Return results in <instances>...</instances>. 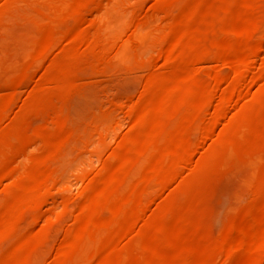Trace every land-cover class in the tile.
Segmentation results:
<instances>
[{
  "label": "rangeland",
  "instance_id": "374dc122",
  "mask_svg": "<svg viewBox=\"0 0 264 264\" xmlns=\"http://www.w3.org/2000/svg\"><path fill=\"white\" fill-rule=\"evenodd\" d=\"M27 1L0 0V25L4 26L3 30L0 31V42H2L0 44V48H2V50L0 49V62H3L0 63V77L3 80L1 81L0 78V82L3 84H0V99L8 93L5 92L11 84L10 82L20 77L28 67L30 71L32 70L30 74L28 73L30 71H27L26 75L29 76L23 77L22 85L19 86L9 108L2 115L0 140L6 135L14 138L18 131L16 123H31L33 119L34 123H31V125L36 128L40 126L52 128L51 121L46 122L40 119L37 121L38 119L34 118L35 113H43L44 110H46L45 114L48 110L49 115L56 112L61 113L64 116L62 117V123L63 125L67 124L68 127H65L60 136H57V132L53 131V138L58 137V139L54 138L52 140L51 137L45 145L34 142L25 158H21L23 161L19 160L20 163H17V166H21V168L18 167L19 174L17 173L13 179L9 180L10 183L8 180L0 183V229L2 228L1 231H4L6 228L2 236L0 234V264H17L16 260L21 256L23 257V264H57V248L62 240L66 238L67 235L65 234L71 228V225L83 226L89 224L90 221L87 222L86 220H90L89 216L86 215L89 209L92 208L90 210L95 211L97 207L99 212L103 213L104 207H106L105 203L104 207L99 208L96 202L93 203L94 205L91 203V206H88L86 203L87 194L89 193L88 186L96 185L100 196L108 197L109 204L107 206L109 207L113 203L112 201H116V199L128 193L129 190L125 191L129 189L130 184L133 185L134 180H136L134 181L135 184L141 179L138 177L142 175L143 179L149 174L151 167L148 162L157 153L156 151L166 150L164 148H170L171 144L182 143L190 136L193 141H198L200 136L198 127L209 121L211 116L207 114L211 115L214 103L213 101L210 102L211 104L208 103V106L206 105L205 109L203 108V111L200 114L198 113L197 118L199 119L194 121V123H197H192L189 130L182 134L179 130L187 126L188 122L192 120L191 113H188V111H192L194 108L191 107H196L201 101L205 100L209 93L210 96L212 94V97L217 95L216 98H218V95L225 94V87L230 80L229 77H233V70L221 61L203 60L198 61L197 65L196 63L192 65H195L196 67H194L197 70L193 72L194 67L187 66L190 61L189 57L192 54L198 51H209L212 47H218L222 50L238 47V45L240 47L241 41L238 42V38L234 37L245 35L246 31H251L250 28L257 27L256 37L258 39L260 37L262 42L260 50L255 54L252 52L239 53L232 60L238 62L241 56H244V59L242 57L239 61L244 62L245 59L248 61L251 57L248 61V68L250 69H248L247 75L250 73L252 75L262 65L261 63L264 62L262 61L264 56V0H257L253 4L252 0H248L251 1V9L247 0H222L224 6L217 5L215 10L209 12L201 10L200 14H183L180 12L182 7L190 3V0H165L160 6H155V3L159 0H105L104 6L102 5L99 10H95L96 12H90L91 15L86 12L87 14H84L85 18L82 20L81 25L79 24L80 30L84 34L87 33L85 34L87 38L91 35V39L88 38L89 41H87L88 45L86 42V44L80 42L68 46L67 35L71 31L72 27L70 28L69 25L72 26V20L70 19V22L67 18L65 21L68 20L67 22L70 24L68 25L66 22L67 25H65L63 22L65 30L60 41L50 52L43 56L44 58L42 57L43 59L41 58L42 60L39 59L38 63L31 57L42 40L46 24L43 20V11L32 10V12L27 8ZM255 6L260 8L261 11L260 17L258 16L259 18L256 19L259 24L256 22L257 24L252 23L253 26H250L252 19L258 15L255 14ZM34 12L37 15H33ZM14 15H17V17L12 18ZM21 18L22 20H20ZM247 18L251 21H247ZM26 22L27 24L31 22L30 26L24 25ZM20 23L23 26H20ZM9 24L11 26L14 24L13 27H17L13 29L14 32L13 27ZM32 24L35 25L34 28ZM16 29H22L20 31L21 35L19 34L20 38H18L19 31ZM2 37H4L5 43L1 41ZM5 38L11 39L12 42L9 43L10 40L7 42ZM172 39L179 40V47L177 46V51L172 52V60L167 63L162 54ZM27 40L28 42H26ZM2 44L5 46L3 47ZM24 44L28 49L25 48ZM11 46H15L14 49L18 47L19 50L25 48V51H29L28 55L25 54L26 52L23 53V49L17 53L18 50L12 49ZM5 47L10 51H6ZM13 52L15 55L12 54ZM251 53L252 55H250ZM2 55L4 56L2 57ZM1 59H4L6 63ZM29 59L33 61L31 62ZM66 61L71 64V69L69 72L63 73L62 69L66 66ZM33 62L37 64L34 66ZM183 65L185 66L182 69ZM186 66L188 69L190 68L188 72L185 70L187 69ZM17 68L18 70H15ZM179 68L185 70L186 73L182 70L183 73H180V70H177ZM12 71L14 72L11 73ZM16 71L17 73H15ZM197 72L198 74H195ZM179 73L183 75L181 76ZM193 73L196 76L199 75L197 83L192 80ZM2 74L5 76L8 74V77ZM45 74L57 76L52 88L36 85ZM82 74L84 76H81ZM9 76H11L10 79ZM211 76H219L223 80L210 91L207 88H210V82L213 78ZM188 77L191 78V83ZM207 79L209 82H207ZM5 80L7 83H5ZM77 80L81 82H76ZM185 80L188 81H186L187 84ZM58 81L61 82L58 83ZM178 81L180 82L176 85H185L187 86L186 89L173 88ZM156 84L160 86L157 88ZM153 85L155 86L150 89V86ZM245 86L243 84L240 96L234 98L232 104L225 110L224 116L215 125L212 132L214 134L211 135V133L202 142L200 140L197 154L195 153L193 157V166L194 164L195 166L175 176L165 189L151 199L144 209L133 214V222L134 226L137 227L138 234L135 235L130 232L122 239L121 242H125V244H121L118 249V251L121 250L118 252V256L121 253L125 257L124 259L129 260L123 262L129 264H156L157 262V264H161L162 259L164 262L162 264H168L173 258V261L177 264H220L219 259H214L215 251L219 247L218 240L225 238L228 235L227 232H230V230L232 232L237 227L236 225H238L243 212L248 211L250 208L254 210L261 204L260 200L255 197V191L264 182V104H262L264 101V76ZM171 87L174 91L167 93V90ZM2 88H4V91ZM161 88H167L166 94L161 92L159 93L160 98L158 95L155 98L158 97L162 103V95L166 98L164 104L169 111H167V120L165 124L155 127L148 134L149 125L145 120H152V117L158 119L162 115L163 109H158L156 105L154 107L148 106L146 104L147 99L150 100L155 95H153V92ZM153 89L155 90L152 91ZM35 90L40 94L35 95ZM205 90L206 92H203ZM177 91H180V93L176 94ZM252 94L257 98L254 105H250L251 103L248 100L252 97ZM175 104L176 107H174ZM237 108L239 109L237 110ZM185 111L186 113H184ZM203 112H207L204 117ZM236 112H239L237 117L236 115L232 117L231 114L234 115ZM205 115L208 118H206L207 121ZM184 116L189 118L186 119ZM135 118H138V121L140 119V121H136V123ZM223 127L226 128L225 135L219 137L216 130ZM238 127L243 130L245 140L231 147L229 134ZM211 136H214V139ZM134 142L137 146L142 144L145 149L144 152L140 153V156L128 152L135 145ZM255 142L259 145L255 146ZM126 153H128L126 160L131 162L132 173L129 167L124 172L117 173L113 169V166L116 165L113 164H117L120 157L126 155ZM142 154L147 155L146 160ZM117 156L119 157L115 162ZM148 157H151V159H148ZM131 160H136V162ZM138 160L141 162L140 165ZM40 162H47L46 166L50 170L53 169L51 171L54 172L53 175L58 176V180H56L50 173L54 182H57L50 186L44 195H41V190L45 185L46 177L41 174H30L29 170ZM138 168L139 170H137ZM108 172L120 173L117 175V184L114 183L116 186L113 184L108 185V183H106L108 186L103 185L106 187L101 186V178L109 175ZM126 172H129L127 173L129 175ZM84 205L90 208H85ZM81 209H84V211H80ZM8 210L9 212H7ZM30 210L36 211L31 212ZM107 211V208H105L104 213H108ZM36 212L40 213L39 220H34L35 223H31L29 220L32 219L33 221V215ZM82 212L86 214L83 216ZM79 213L81 214L79 215ZM106 213L102 216L106 217ZM44 214L47 218H43ZM181 217L183 220L180 219ZM185 217L186 219H184ZM5 219L7 224H5ZM92 219V223L97 222L94 216ZM104 228L106 229V227ZM102 231L104 229L100 233ZM108 233H110V230L107 232L105 230L101 233L100 236L102 237L100 238L105 239ZM73 236L71 238L67 236L69 242L71 240L73 243L75 240H72ZM131 241L136 243L134 250L131 249ZM15 242H18V244ZM91 242L90 239L89 243L88 239L83 242L85 251L89 248L88 246H90L89 250H92V252L89 250L86 252L87 256L94 255V258L91 257L94 260L90 259L89 264H92V262L95 264L98 262L97 259L100 258L103 260V264H113L111 259L107 260L112 263L107 262L106 258L102 257H106L108 250L106 248L102 250V247L98 245L101 251L99 256V251H97L99 249L96 245L94 246L95 242ZM245 242L254 243L255 250L247 258L241 259V250L239 248L235 249L232 252V260L229 264H264V241L261 239V232L257 229H251ZM19 245L24 246L19 249ZM171 247L176 248V250L172 248L173 251H171ZM10 250L15 253L10 252ZM93 250L98 253L93 252ZM95 253L98 255L95 256ZM74 258L70 255L66 257L69 262H66L65 258L61 261L58 260L59 262H66L61 264H72L71 262L74 263L76 260ZM9 260H12V262ZM8 261L10 263H7Z\"/></svg>",
  "mask_w": 264,
  "mask_h": 264
},
{
  "label": "bare ground",
  "instance_id": "6f19581e",
  "mask_svg": "<svg viewBox=\"0 0 264 264\" xmlns=\"http://www.w3.org/2000/svg\"><path fill=\"white\" fill-rule=\"evenodd\" d=\"M104 1L105 0H28L27 1V8L29 9V10H42L43 11V20H44V22H45V24H46V28H45V31L43 32V35H42V40H41V42H40V44L38 45V47H36L37 49H36V51L35 52H33L34 54H32V57H31V59L33 58L36 62L39 60V59H41L44 55H46L48 52H50L51 51V49L53 48V47H55L56 45H57V43L60 41V39H61V37H62V34H63V32H64V30H65V28H64V25H63V22H64V24L68 21H65V19H71L72 20V22H71V20H70V22H71V25L72 26H70L69 24L70 23H68V25H69V27L71 28V31L69 32V35H67V37H68V46H72V45H75V44H78V43H80V42H86L87 43V41H89L88 40V38H90L91 37V35H90V37H86V35L85 34H87V33H83L82 32V30H80L81 28H79V24L81 25V22H82V20L85 18L84 17V14L86 13V12H88L90 15H91V13H94V12H96L95 10H99V8L103 5L104 6ZM164 1L165 0H159L158 2H156L155 3V6H160V4L161 3H164ZM257 0H252V4H253V2L255 3ZM247 2H249V7H250V9L252 8V5L250 4L251 3V1H248L247 0ZM16 3V2H15ZM18 3H20V2H18ZM23 3V2H22ZM247 4V3H246ZM19 5V4H18ZM24 5V4H23ZM224 6L225 4H224V1H222V0H190V3H188V5H185L184 7H182V10L180 11L181 13H183V14H185V13H192V14H200V12H201V10H206L207 12H209L210 10H215L216 9V6ZM247 5V6H248ZM20 6V5H19ZM19 6H17V7H19ZM154 6V7H155ZM16 7V8H17ZM254 7V6H253ZM256 7V6H255ZM14 9V8H13ZM28 9H27V11H28ZM103 9V8H102ZM101 9V10H102ZM101 10H100V12H101ZM253 10V9H252ZM94 11V12H93ZM255 14L257 15L254 19H252V21L250 20V19H248L247 18V21L249 20V21H251L250 22V26H253L252 25V23L255 25V24H257L256 22H258V21H256V19H257V17L259 16L260 17V8H258V7H256L255 8ZM253 11V12H254ZM33 12V11H32ZM91 12V13H90ZM99 12V13H100ZM14 13V12H13ZM25 13H27V12H25ZM35 13V12H34ZM33 13V15H37V13H35L34 14ZM28 14H29V12H28ZM87 14V13H86ZM96 14V13H95ZM203 14V13H202ZM254 14V13H253ZM262 14V13H261ZM27 15V14H26ZM92 16H93V14H92ZM91 16V17H92ZM255 16V15H254ZM11 17V16H10ZM10 17H8V18H10ZM13 17H17V15H14V16H12V18ZM34 17V16H33ZM37 17H39V16H37ZM247 17V16H246ZM258 17V18H259ZM11 18V19H12ZM19 18V17H18ZM93 18V17H92ZM250 18V17H249ZM94 19V18H93ZM246 19V18H245ZM9 20V19H8ZM15 20H17V19H15ZM20 20H22V18L20 19ZM28 20V19H27ZM27 20H25V21H27ZM3 21H4V19H3ZM9 21H11V20H9ZM8 21V22H9ZM14 21V20H13ZM12 21V22H13ZM17 21H19V20H17ZM5 22H6V20H5ZM11 23V22H10ZM29 24L31 23V22H28ZM248 23V22H247ZM22 23H20V26H23V25H21ZM27 24V22L26 23H24V25H26ZM29 24H27L28 26H30ZM258 24H259V22H258ZM10 25V24H9ZM18 26H19V24H17ZM65 25H67V24H65ZM11 26V25H10ZM9 26V27H10ZM13 26H15L14 24L11 26V27H13ZM32 26H33V24H32ZM3 27L4 26H2V25H0V31L1 30H3ZM9 27H7V28H9ZM35 27V25L33 26V28ZM14 28H17V27H13L12 28V30L14 29ZM37 28V27H36ZM70 28H68V30H70ZM6 29V28H5ZM251 29V31H246V34L245 35H240V34H242V33H240L238 36L239 37H234V38H238V42H240L241 41V46L239 47V45H238V47H232V48H228V49H226V50H222L221 48H218V47H212V49L211 50H209V51H201V52H196L195 54H192L191 55V57H189L188 59L190 60L189 61V64L187 65V64H185V65H187V66H192L193 64H195L196 63V65H197V62L198 61H205V60H214V61H221V62H223L224 64H226L227 66H229V67H231L232 68V70H233V77L231 78V77H229L230 78V80L228 81V83H227V86L225 87L226 88V90H225V94H223V95H221V96H219L218 95V98H216V96L215 95H213V97L215 98H213L212 97V94H211V96H210V93L208 94V97L206 98V96L205 95H203V96H205V100H203V101H201V103L199 104V105H196V107H191V108H194L192 111L191 110H189V111H191V112H189L188 111V113H191V121H189L188 122V125L187 126H185L184 124V126L185 127H183L182 129H180L179 131H180V133H185L187 130H189V128H190V126L192 125V123L193 124H196V123H194V121H196V119H199V118H197L198 116H199V114L203 111V108L205 109V106L208 104V103H210L211 101H213V107H212V109L211 110H213L212 111V113H211V115L210 114H207L208 116H211V118L209 119V121L208 122H206V123H202V125H200L201 127H198V129L200 130V136H199V139H198V141H193L192 139H191V136H190V138L188 137V135H187V137H188V139L187 140H184L182 143H179V144H171V147L170 148H168L167 146V148H164V149H166V150H162V151H156L157 153L154 155V156H152V159H151V157L149 158L148 157V159H151L150 161L149 160H147V161H149L148 162V165L151 167V169L149 170V174L147 175V176H145L144 177V175H143V179H142V175H141V177H138V178H141L140 179V181L139 182H135V184H134V181H136V180H134L133 181V185H129V189H127L125 192H127L128 190V193L125 195V196H119L120 198H118V199H116V201L114 200V201H112L113 203L108 207L107 205L109 204L108 203V201H109V199H108V197L106 196V198L105 197H103L102 195L100 196V193H99V191L97 190L98 189V187L96 186V185H90V186H88V188H89V193L87 194V198H86V203L88 204V206H91V203L93 204H95V202L97 203L96 205H98V207L99 208H102V207H104L105 206V203H106V207H104V211H105V208H107V212L108 213H106L107 214V216L106 217H104V216H102V214L104 215L105 213H104V211H103V213L101 214L100 212H99V209L96 207V209H95V211L93 210V211H91L90 209H92V208H90V207H86V205H84V207L85 208H90L89 209V212L87 213L86 211H88L87 209H86V213L84 212H82L83 214V216H84V214H86L87 216H89V218H90V220H88V219H86L87 220V222L88 221H90V223L88 224L87 222V224H84L83 226H78V225H76V226H72L71 225V228L67 231V233L65 234V235H67L68 237H70L71 238V236L72 235H74L75 236V238H74V236H73V238H72V240L73 239H75L74 241H73V243L71 242V240H70V242H69V238L67 237V236H65L66 238H64V240H62V242L60 243V245L58 246V250H57V252H56V258H57V261H58V263L57 264H61L62 262H59V260L61 261L63 258H65L66 259V257H69L70 255L71 256H73V257H75L74 258V263H77V264H89V261H90V259L93 261L94 259V255L92 256L91 255V257H93V258H91V257H89V255L87 256V251L90 249V246H88L89 244V239H90V242L91 241H93V242H95L94 243V246L96 245V247L99 249V246H101L102 248V250L103 249H107L108 250V252H107V255H105L106 257H104V256H102L103 258H106L105 260L107 261V262H111V261H108V260H112V262H113V264H123V263H126V264H129V263H127V262H123V261H126L127 260V258L126 259H124L125 257H123V255L120 253V256H118V252H120V251H118V249L121 247V244H125V242L123 243V242H121L122 241V239L127 235V234H129L130 232H133L135 235H137L138 234V230H137V227H135L134 226V222H133V214L135 213V212H137L138 210H142V209H144L148 204H149V202L151 201V199L156 195V194H158V193H160L161 192V190H163V189H165V187H167V185L175 178V176H177V175H179V174H181L183 171H185V170H189V169H191L192 167H194L195 166V164H194V166H193V157H194V155H195V153H196V151H198V145H199V143H200V140H201V142H202V140L204 139V138H207V137H209L210 136V134L213 132V130H214V127H215V125L220 121V119L224 116V113H225V110L226 109H228L227 107H229V105L230 104H232V101H234V98H237V97H239L240 96V93H241V88H242V86H243V84L244 85H246V86H248L249 84H251V82L253 81H255L256 79H258V78H260V77H262V76H264V62H262L259 66V68L251 75V73L249 74V75H251V76H249V75H247V71H248V69H250V68H248L249 67V60L251 59V57H250V59L248 60V61H246V59H245V61L244 62H239L240 61V59H242V57H243V59H244V56H241V58L238 60V62L236 61H234L233 62V60H232V58L235 56V55H237V54H239V53H245V52H252V53H257V51H259L260 50V46L262 45L261 43V38L259 37V39L256 37V32H257V27H253V29L252 28H250ZM16 30H18L19 31V33L18 32H16V33H18V35L20 34L21 35V33H20V31L22 30H19V29H16ZM30 30V29H29ZM40 30V29H39ZM25 31V30H24ZM23 31V32H24ZM6 32V31H5ZM9 32V31H8ZM13 32H14V30H13ZM247 32H249V33H247ZM12 33V32H11ZM10 33V34H11ZM15 33V34H16ZM8 34V33H7ZM12 34H14V33H12ZM23 34V33H22ZM137 34H139V33H137ZM238 34V33H237ZM9 35V34H8ZM17 35V34H16ZM20 35H19V37L18 38H20ZM26 35V34H25ZM25 35H23V36H25ZM29 35V34H28ZM30 35H31V33H30ZM38 35V34H37ZM66 35V34H65ZM89 35V34H88ZM10 36V35H9ZM32 36V35H31ZM237 36V35H236ZM6 37V36H5ZM16 37V38H17ZM26 37H27V35H26ZM26 37H24V38H26ZM3 38L4 37H2V40L1 41H4L3 40ZM8 38V37H7ZM9 38H11V37H9ZM15 38V39H16ZM23 38V37H22ZM21 38V40H23ZM28 38H30L29 36H28ZM264 38V37H263ZM262 38V39H263ZM6 39V38H5ZM13 39V38H12ZM31 39V38H30ZM91 39V38H90ZM7 40V42L9 41V43H11L12 41H11V39H6ZM240 40V41H239ZM264 40V39H263ZM19 41V40H18ZM178 41L179 40H177V39H172V40H170V42L168 43V46H167V48L165 49V51L163 52V59L167 62V63H169V61H171L172 60V58L171 57H173V56H171L172 55V52H174V51H177L176 49H177V46L179 47V45H178ZM13 42H15V41H13ZM22 42V41H21ZM24 42V41H23ZM26 42H28V40L26 41ZM37 42H39V41H37ZM2 42H0V44H1ZM3 43H5V41L3 42ZM85 43V44H86ZM17 44H18V42H17ZM20 44V43H19ZM27 44V43H26ZM26 44H24L25 45V48L27 47L26 46ZM240 44V43H239ZM3 45V44H2ZM11 45V44H10ZM14 45V44H13ZM23 45V44H22ZM87 45H88V43H87ZM5 45H3V47H4ZM15 46H17V45H15ZM15 46H11V47H13L12 49H14V47ZM9 47V46H8ZM18 47H20L19 45H18ZM16 48V49H14V50H18L17 51V53L20 51V50H22L23 49V53H25V54H27L28 55V50L27 51H25V48H20V50H19V48ZM10 48V47H9ZM8 48V49H9ZM262 48V47H261ZM264 48V47H263ZM262 48V49H263ZM1 50H2V48H0ZM5 49H6V47H5ZM26 49H28V48H26ZM179 49V48H178ZM31 50V49H30ZM35 50V49H34ZM6 51H8L7 49H6ZM10 51V50H9ZM8 51V52H9ZM1 52H3V51H1ZM21 52V51H20ZM16 53V52H15ZM252 53L250 54V55H252ZM2 54V53H1ZM4 54V53H3ZM7 54V53H6ZM5 54V55H6ZM13 55H15L14 54V52L12 53ZM21 54V53H20ZM24 54V55H25ZM30 54V53H29ZM246 54V53H245ZM249 54V53H248ZM4 55H2V57H3ZM8 56V55H7ZM26 56V55H25ZM12 57V56H11ZM68 57V56H67ZM249 57H247V58H249ZM253 57V56H252ZM7 58V57H6ZM25 58V57H24ZM44 58V57H43ZM42 58V59H43ZM236 58H237V56H236ZM5 59V58H4ZM4 59H1V61L2 60H4ZM9 59V58H8ZM26 59V58H25ZM31 59H29L31 62L33 61V60H31ZM41 59V60H42ZM234 59V58H233ZM263 59H264V56H263ZM262 59V61H264ZM51 60V59H50ZM64 60V59H63ZM72 60V59H71ZM34 61V62H35ZM165 61H164V63H165ZM4 62L6 63V61L4 60ZM34 62H33V65L35 66L37 63H35L34 64ZM40 62V61H39ZM76 62V61H75ZM187 62V61H186ZM185 62V63H186ZM1 64L3 63V62H0ZM8 63V62H7ZM166 63V64H167ZM199 63V62H198ZM28 64H30V63H28ZM27 64V65H28ZM76 64V63H75ZM6 65V64H5ZM22 65H24V64H22ZM26 65V66H27ZM66 66H64V69H62V72L63 73H67V72H69L70 71V69H71V64L69 63V62H67L66 61V64H65ZM185 65H183L182 66V69H183V67L185 66ZM4 66V65H3ZM7 66V65H6ZM186 66V67H187ZM195 66V65H194ZM194 66H192V67H194ZM30 67L31 68H33V66H31L30 65ZM185 67V68H186ZM196 67V66H195ZM195 67L193 68V72L195 71H197L196 69H195ZM258 67V66H257ZM8 68V67H7ZM27 68V67H26ZM25 68V69H26ZM191 68V67H190ZM189 68V69H190ZM12 69V68H11ZM29 69V70H28ZM28 69H26V71H24L23 73H22V75L20 76V77H17V79L16 80H14V81H12V82H10L11 84L6 88L7 89V91L5 92V93H7V94H5V96L2 98V99H0V121H1V118H2V115L4 114V112L9 108V106H10V103H11V101H12V98L15 96V94H16V92H17V89L19 88V86L20 85H22L21 83H22V79H23V77L24 76H29L28 74L26 75V73H27V71H30V68L28 67ZM181 69V70H182ZM187 69H188V67H187ZM187 69H185L187 72L189 71V69L187 70ZM13 70V69H12ZM15 70H18V68L17 69H15ZM14 70V71H15ZM19 70H20V68H19ZM178 71L180 70V68L179 69H177ZM181 70H180V73H183V72H185V70L183 71V72H181ZM192 70V69H191ZM14 71H12L11 73H13ZM21 71H23V70H21ZM32 71V70H31ZM31 71L30 72H28L29 74L31 73ZM8 72V71H7ZM10 72V71H9ZM8 72V73H9ZM19 72V71H18ZM177 72V71H176ZM190 72H192V71H190ZM189 72V73H190ZM5 73V72H4ZM15 73H17V71L15 72ZM15 73L12 75L13 77H14V75H15ZM179 73V74H180ZM186 73V72H185ZM6 74V73H5ZM43 74V73H42ZM84 74V73H83ZM81 75V76H84V75ZM192 74V73H191ZM194 74V73H193ZM195 74H198V72L197 73H195ZM193 75V77H192V80H193V82L194 83H197V81L199 80L198 79V76L199 75ZM2 75H4V74H2ZM8 75V74H7ZM6 75V76H7ZM11 75V74H10ZM17 75V74H16ZM176 75V74H175ZM181 75V74H180ZM183 75V74H182ZM181 75V76H182ZM189 75V74H188ZM5 76V75H4ZM5 76V77H6ZM223 76V75H222ZM8 77V76H7ZM10 77L11 76H9V79H10ZM12 77V78H13ZM189 77H191V76H189ZM188 77V78H189ZM211 77H213L212 79H211V82H210V88H207L208 90H210V89H212L213 87H215V86H217V85H219L220 83H221V81L223 80L222 79V77H214V76H211ZM1 78V81H3L2 80V77H0ZM25 78H27V77H25ZM56 78H57V76L56 75H51V74H45L42 78H40V80L36 83V85L38 84L40 87L41 86H46V87H49V88H52L53 86H54V84H55V82H56ZM4 79V78H3ZM190 79L191 78H189V81H190ZM227 79V78H226ZM82 80V79H81ZM206 80V79H205ZM208 80V79H207ZM24 81V80H23ZM78 81H80V80H77L76 82H78ZM187 80H185V83L187 84V82H186ZM7 82H8V78H7ZM6 82V80H5V83H7ZM61 81H58V83H60ZM70 82V81H69ZM81 82V81H80ZM174 82H177V81H174ZM179 82L180 81H178V83H175V87H173V85H171L173 88H175V89H179V90H184V89H186V87L187 86H185V85H176V84H179ZM200 82V81H199ZM207 82H209V80L207 81ZM225 82V81H224ZM170 83V82H169ZM172 83V82H171ZM182 84H183V82H181ZM190 83H191V81H190ZM223 83V82H222ZM226 83H225V85H226ZM0 84H2L1 82H0ZM212 84V85H211ZM224 84V83H223ZM248 84V85H247ZM3 85V84H2ZM8 85V84H7ZM162 85H164V84H162ZM203 85H205V84H203ZM39 86H38V88H39ZM155 85H153V86H150V89H152L153 87H154ZM156 86H157V84H156ZM158 86H160V85H158ZM158 86H157V88H158ZM191 86H192V84H191ZM245 86V87H246ZM1 87V86H0ZM152 87V88H151ZM166 87V86H165ZM171 87V89L169 88L168 90H167V88H161V89H159V90H157V91H155V92H153V97L152 98H150V100L149 99H147V103L146 104H148V106L149 105H151V106H157L158 107V109L159 108H161V110L163 109V113H162V115L158 118V119H156V117H152L153 119L151 120H145V121H147V124L149 125V127H148V129H147V131H148V134H149V132H151L152 131V129H154L155 127H157V126H160V125H163V124H165V122H166V120H167V111H168V109H167V106L164 104V100H166V98L162 95V97H163V103H162V101L160 100V99H158V97L157 98H155V96H159V93H161V92H165L166 90L168 91L167 93H170L171 91H174V90H172L173 88ZM35 88H37V87H35ZM156 88V87H155ZM195 88V87H194ZM206 88H204V89H206ZM244 88V87H243ZM4 88H2V90H3ZM41 89V88H40ZM75 89V88H74ZM200 89V88H199ZM38 90V89H37ZM37 90H35L34 91V94L36 95H39L40 93L38 92L37 93ZM155 89H153L152 91H154ZM170 90V91H169ZM202 90V89H201ZM207 90V91H208ZM213 90V89H212ZM4 91V90H3ZM196 91V90H195ZM211 91V90H210ZM176 92V91H175ZM175 92H174V94H175ZM178 93H176V94H179L180 93V91H177ZM190 92V91H189ZM188 92V93H189ZM203 92H206V90L205 91H203ZM209 92V91H208ZM151 93V92H150ZM172 93V92H171ZM2 94V93H1ZM33 94V93H32ZM164 94H166V92L164 93ZM185 94V93H184ZM206 94V93H205ZM258 94V93H257ZM260 94V93H259ZM181 95H183V94H181ZM3 96V95H2ZM177 96V95H176ZM202 96V95H201ZM252 97L251 98H249L248 100H249V103H251L250 105H254L255 104V102H256V100H257V98L255 97V95L253 96V94L251 95ZM1 97V96H0ZM212 97V98H211ZM54 98V97H53ZM55 98H56V96H55ZM54 98V99H55ZM59 98V97H58ZM61 98H62V96H61ZM159 98H160V96H159ZM165 98V99H164ZM54 99H52V100H54ZM179 99V98H178ZM177 99V100H178ZM199 99V98H198ZM143 100H145V99H143ZM201 100H202V98H201ZM59 101V100H58ZM146 101V100H145ZM170 101V100H169ZM173 101H174V99H173ZM179 101V100H178ZM197 101V100H196ZM56 102H57V100H56ZM166 102H168V101H166ZM179 103V102H178ZM145 104V105H146ZM172 104V103H171ZM211 104V103H210ZM262 104H264V101H263V103ZM194 105V104H193ZM147 106V105H146ZM147 106V107H148ZM150 106V107H151ZM208 106V105H207ZM149 107V108H150ZM174 107H176V104H175V106ZM156 108V107H155ZM207 108V107H206ZM151 109V108H150ZM153 109V108H152ZM176 109V108H175ZM174 109V110H175ZM239 108H237V110H238ZM44 110V109H43ZM154 110V109H153ZM173 110V111H174ZM46 110H44V112H45ZM157 111V110H156ZM160 111V110H159ZM158 111V112H159ZM236 111V110H235ZM38 112V111H37ZM35 113V115H34V118L37 120V121H39V119L40 120H43V121H51V123H52V128H49V127H47V126H45V128L44 127H34L33 125H31V123H34L33 122V117H32V121H31V123H16V127L18 128V131H17V134L14 136V138H10L11 136H9V137H7V135L6 136H4L1 140H0V183L2 182V181H4V180H8V182L10 183V181L9 180H11V179H13L16 175H17V173H18V167H20L21 168V166H17V163L19 162L20 163V161L19 160H21V158H25V156H26V154H27V152H29L30 150L29 149H31L30 147H32V145H34V142H39V143H41V144H47L48 143V141L50 140V138L52 137L53 138V131H55V132H57V136H60V134L62 133V131H64L65 130V127H68V126H66L65 124V126L63 125V123H62V117H64V116H62V114L61 113H58V112H56V113H54V114H51V115H49V113H48V110H47V114H45V113ZM59 112H60V110H59ZM62 112H63V110H62ZM158 112H157V114H158ZM169 112V111H168ZM178 112V111H177ZM193 112V113H192ZM174 113V112H173ZM172 113V114H173ZM184 113H186V111L184 112ZM199 113V114H198ZM207 113V112H206ZM206 113H202L203 114V117H204V114H206ZM239 112H236L234 115H232L231 114V116L233 117V116H235L236 115V117H237V114H238ZM137 114H138V112H137ZM141 114V113H140ZM139 114V115H140ZM174 115V114H173ZM177 115V114H176ZM182 115H183V113H182ZM185 115V114H184ZM135 116V115H134ZM137 116V115H136ZM202 116V115H201ZM143 117V116H142ZM184 117H186V116H184ZM183 117V118H184ZM139 118V117H138ZM138 118H135V122L137 121V122H139L140 121V119H139V121H138ZM141 118V117H140ZM155 118V119H154ZM175 118V117H174ZM182 118V117H181ZM187 118H189V117H186V119ZM207 118V116L205 115V119ZM137 119V120H136ZM145 119V118H144ZM171 119V118H170ZM208 119V118H207ZM207 119H206V121H207ZM28 120H30V119H28ZM177 121H182V120H178V119H176ZM36 121V122H37ZM66 121V120H65ZM141 121H142V119H141ZM144 121V122H145ZM174 121H175V119H174ZM173 121V122H174ZM28 122V121H27ZM136 122V123H137ZM187 122V121H186ZM185 122V123H186ZM38 123V122H37ZM135 123V124H136ZM146 123V122H145ZM143 124V125H146V124ZM172 123V122H171ZM183 123H184V121H183ZM46 124V123H45ZM178 124V123H177ZM198 124H199V122H198ZM140 125H141V122H140ZM171 125V124H170ZM176 125V124H175ZM37 126V125H36ZM174 126V125H173ZM146 127V126H145ZM167 127V126H166ZM176 127H178V126H176ZM193 127V126H192ZM217 127V126H216ZM10 128V127H9ZM173 128V127H172ZM196 128V127H195ZM167 129H169V128H167ZM193 130H194V127L192 128ZM220 129V128H219ZM216 130L217 131V134H218V136L219 137H221L222 135L224 136L225 135V129L226 128H222V129H220V130ZM9 130V129H8ZM11 130V129H10ZM166 130V129H165ZM164 130V131H165ZM193 130H191V131H193ZM146 130H145V132H147ZM170 131V130H169ZM225 131V132H224ZM248 131H249V128H248ZM68 132V131H67ZM178 132V131H177ZM69 133V132H68ZM67 133V135H69ZM166 133V132H165ZM192 133V132H191ZM147 134V135H148ZM164 134V133H163ZM214 133H212L211 135H213ZM217 134H215V135H217ZM9 135V134H8ZM156 135V134H155ZM162 135V134H161ZM230 138H231V141H230V146L232 147V145H235V144H239V143H242L244 140H245V137H244V134H243V130L241 129V127H238V128H236L233 132H231L230 134ZM61 136H63V135H61ZM175 136V135H174ZM217 136V137H218ZM159 137V136H158ZM166 137H167V135H166ZM186 137V138H187ZM214 136H211V138L212 139H214L213 138ZM216 137V138H217ZM218 137V138H219ZM54 138H56V137H54ZM54 138L52 139V140H54ZM64 138V137H63ZM160 138V137H159ZM177 138V137H176ZM210 138V139H211ZM56 139H58V137L56 138ZM151 139V138H150ZM165 139V138H164ZM170 139V138H169ZM211 139V140H212ZM161 140V139H160ZM205 140V139H204ZM144 141V140H143ZM141 142V141H140ZM158 142V141H157ZM165 142V141H164ZM179 142V141H178ZM38 143V144H39ZM137 143V142H136ZM163 143V142H162ZM167 143V142H166ZM134 144H135V142H134ZM146 144V143H145ZM255 144V146H258L259 144H256V142L254 143ZM37 145V144H36ZM35 145V146H36ZM139 145V144H138ZM151 145V144H150ZM152 146V145H151ZM133 147V148H132ZM131 148V151H130V149L128 150V152H131L132 154H135V155H137V156H140V153H142V152H144L145 151V149L142 147V144H141V146H137L136 144L135 145H133ZM149 147V146H148ZM163 147H165V146H163ZM152 149V148H151ZM229 149V148H228ZM256 149V148H255ZM29 150V151H28ZM127 150V149H126ZM232 150V149H231ZM259 150V149H258ZM230 151V150H229ZM257 151V150H256ZM125 152V151H124ZM226 152V151H225ZM228 153V152H227ZM226 153V154H227ZM123 154V153H122ZM127 154L128 153H126V155H122V157H120V159L118 160V157L119 156H117V158L115 159V162H116V160H118V162H117V164H113V165H116L115 167L113 166V169H114V171H116L117 173L118 172H124V170L127 168V167H129L130 168V165H131V162L130 161H128V160H126L127 159ZM147 154V153H146ZM153 154V153H152ZM197 154V153H196ZM143 155V154H142ZM151 155V154H150ZM223 155V154H222ZM229 155V154H228ZM227 155V156H228ZM147 156V155H146ZM146 156H144L143 155V158L145 159V157ZM28 157V156H27ZM134 157V156H133ZM142 157V156H141ZM225 157H226V155H225ZM147 158V157H146ZM228 158V157H227ZM226 158V159H227ZM222 159V158H221ZM225 159V160H226ZM146 160V159H145ZM196 160V159H195ZM23 161V159L21 160V162ZM25 161V160H24ZM132 162H136V160H131ZM139 162V165H140V160H138ZM224 161V160H223ZM114 162V163H115ZM195 163H196V161H195ZM47 162L46 163H43V162H40V163H37L35 166H33L31 169H29L30 170V174H41L42 176H45L46 177V179H45V185H44V187H43V189L41 190V195L43 194L44 195V193L47 191V189L50 187V186H53L54 185V183L56 184V180H58L57 179V177L56 176H54L53 175V173L54 172H51L52 170H50L47 166ZM145 165V164H144ZM53 166H55V165H53ZM59 166V165H58ZM57 166V167H58ZM134 166V165H133ZM137 166H138V164H137ZM136 166V167H137ZM52 167V166H51ZM132 167V166H131ZM135 167V166H134ZM133 167V168H134ZM139 167H141V166H139ZM150 167H148V168H150ZM111 168H112V166H111ZM141 169H142V167H141ZM140 169V170H141ZM22 170V169H21ZM111 170V169H110ZM130 172L132 173V168H130ZM134 170V169H133ZM137 170H139V168L137 169ZM146 170V169H145ZM57 171H58V169H57ZM19 172H20V170H19ZM22 172H24V171H22ZM116 172H114V173H110V172H108L109 173V175H106V177L105 178H101L102 179V181H101V179H100V181L102 182V185L101 186H103V185H105L106 183H108V185H115L114 183H116L117 182V175H119V174H117ZM143 172H145V171H143ZM25 173V172H24ZM29 173V172H28ZM50 173H52V175L56 178V182H54V180H53V176H51V174ZM58 173V172H57ZM57 173H55V174H57ZM116 173V174H115ZM127 173H129V172H126V174ZM130 173V174H131ZM19 174V173H18ZM146 174V173H145ZM24 175V174H23ZM58 175V174H57ZM104 175V176H105ZM127 175H129V174H127ZM25 176V175H24ZM23 177V176H22ZM21 177V178H22ZM44 177V178H45ZM120 177H121V175H120ZM43 178V179H44ZM119 179V178H118ZM125 179H126V177H125ZM127 181V180H126ZM96 183V182H95ZM122 183V182H121ZM97 184V183H96ZM98 184H99V182H98ZM117 184V183H116ZM107 185V184H106ZM107 185V186H108ZM116 186V185H115ZM103 187H106V186H103ZM110 188V187H109ZM88 190V189H87ZM109 191H112V190H109ZM116 191V190H115ZM102 192V191H101ZM118 192V191H117ZM109 193V192H108ZM40 194V193H39ZM102 194H104V193H102ZM112 194V193H111ZM114 194V193H113ZM112 194V195H113ZM255 197L256 198H258V200H260V202H261V204L259 205L258 203V208H253L254 210H251V208L248 210V211H245V212H243V214L241 215V217H240V221H239V223H238V225H236L237 227L231 232V230H230V232H227L228 233V235L225 237V238H223V239H219L218 240V238H217V240L219 241V247H218V249L215 251V255H214V259H219L220 260V264H229L230 262H231V260H232V252L235 250V249H237V248H239L240 250H241V252H240V254L242 255V258L241 259H245V258H247L248 256H249V254L252 252V251H254L255 250V244L254 243H246L245 242V240L247 239V236H248V234L250 233V231H251V229H257V230H259L260 232H261V239L264 241V182L260 185V187L255 191ZM105 195V194H104ZM115 195V194H114ZM36 196H37V194H36ZM112 198V197H111ZM110 198V199H111ZM112 200V199H111ZM259 202V203H260ZM20 204V203H19ZM93 204V205H94ZM23 205V204H22ZM256 206V205H255ZM83 208V207H82ZM37 209V208H36ZM39 209V208H38ZM94 209V208H93ZM84 211V209H81L80 211ZM12 211V210H11ZM31 211V210H30ZM34 211H36V210H32L31 212H34ZM91 211V212H90ZM7 212H9V210L7 211ZM40 212H41V210H40ZM240 213H242V212H240ZM239 213V214H240ZM31 214V213H30ZM81 213H79V215H80ZM20 216V215H19ZM95 217L96 219H97V222H95V223H92L91 222V220H93L92 219V217ZM3 217L5 218V216L3 215ZM12 217V216H11ZM10 217V218H11ZM23 217V216H22ZM40 217V213L38 212H36V214L34 213V215H33V221H32V219H30L29 221L32 223V222H34L35 223V221L34 220H37L38 218ZM41 217H42V212H41ZM45 217V214H44V216H43V218ZM21 218V217H20ZM45 218H47V217H45ZM3 219V218H2ZM1 219V220H2ZM24 219H25V217H24ZM23 219V220H24ZM42 219V218H41ZM180 219H182L183 220V218L181 217ZM184 219H186V217L184 218ZM237 219H239V218H237ZM39 220V219H38ZM43 220V219H42ZM17 221H18V219H17ZM28 221V222H29ZM41 221V220H40ZM238 221V220H237ZM7 222V220L5 219V224H7L6 223ZM30 223V224H31ZM92 223V224H91ZM5 226V225H4ZM78 226V227H77ZM0 227H1V222H0ZM104 227H106V229L104 228ZM2 229V228H1ZM1 229H0V234H1V236H2V234H3V232L6 230V228L4 229V231H1ZM102 229H104V231L106 230V232L107 231H109L110 230V233H108L105 237V239L103 238H100V237H102V236H100L101 235V233L102 232H104V231H102L101 233H100V231L102 230ZM8 232V231H7ZM7 232H5V233H7ZM0 236V237H1ZM68 238V239H67ZM20 239V238H19ZM87 240L88 239V243H87V246L89 247V248H87V251H85V248H84V245H83V242H84V240ZM102 239V240H101ZM24 240V239H23ZM26 241V240H25ZM20 242V241H19ZM87 242V241H86ZM217 242V241H216ZM16 243V242H15ZM92 243V242H91ZM130 243H132V245H131V249L132 250H134L135 248H136V243H134V241H131ZM14 244V243H13ZM16 244H18V242L16 243ZM28 244V243H27ZM85 244V243H84ZM99 245V246H98ZM218 245V244H217ZM17 246V245H16ZM20 246V245H19ZM18 246V247H19ZM22 246H24V245H21L20 247H19V249L22 247ZM86 246V245H85ZM174 246V245H173ZM177 246V245H176ZM91 247H92V244H91ZM23 248H25V247H23ZM93 248V247H92ZM172 248L173 247H171V251H173L172 250ZM13 249H15V248H13ZM26 249V248H25ZM95 249V248H94ZM174 249V248H173ZM174 250H176V248L174 249ZM90 251V250H89ZM97 251H99V256H100V253H101V251H100V249L99 250H97ZM10 252H13V253H15L14 251H12V250H10ZM17 252V251H16ZM30 252V251H29ZM90 252H92V250L90 251ZM93 252H96V251H94L93 250ZM96 253H98V252H96ZM95 253V256L96 255H98V254H96ZM121 256H122V258H121ZM159 256V255H158ZM175 256V255H174ZM177 256H178V254H177ZM98 257V256H97ZM96 257V258H97ZM160 257V256H159ZM18 258V257H17ZM23 257L21 256V257H19L18 258V260H16L17 261V264H23L24 263V261H23V259H22ZM100 258V257H99ZM102 258V259H103ZM16 259V258H15ZM59 259V260H58ZM108 259V260H107ZM161 259V258H160ZM5 260H7V259H5ZM5 260H4V262H5ZM64 260V259H63ZM70 260V259H69ZM72 260V259H71ZM70 260V261H71ZM101 258L100 259H97V261L98 262H96V263H101V264H103L102 263V261L103 260H101ZM104 260V261H105ZM170 260V258L168 259V261ZM10 261V260H9ZM7 262V263H10V262H12V260L10 261V262ZM56 261V260H55ZM68 260L66 259V262H67ZM127 261H129V260H127ZM158 262L160 261L159 259L157 260ZM172 261H173V258H172ZM169 262L168 264H177L176 262ZM65 262V261H64ZM63 262V263H64ZM65 262V263H66ZM69 262V261H68ZM94 262V263H95ZM111 262V263H112ZM165 262L167 263V261H166V259H165ZM55 263V262H54ZM72 264H74L73 262H71ZM95 263V264H96ZM104 263H106V262H104ZM162 263H164L163 261H162V259H161V264ZM11 264V263H10ZM53 264V263H52ZM56 264V263H55ZM70 264V263H69ZM92 264H93V262H92ZM106 264H108V263H106ZM110 264V263H109ZM156 264H157V262H156Z\"/></svg>",
  "mask_w": 264,
  "mask_h": 264
}]
</instances>
